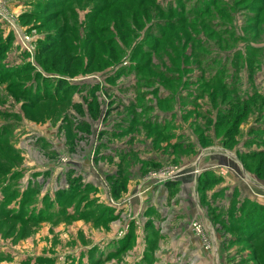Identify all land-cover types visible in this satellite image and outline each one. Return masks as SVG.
I'll use <instances>...</instances> for the list:
<instances>
[{
  "label": "rangeland",
  "instance_id": "obj_1",
  "mask_svg": "<svg viewBox=\"0 0 264 264\" xmlns=\"http://www.w3.org/2000/svg\"><path fill=\"white\" fill-rule=\"evenodd\" d=\"M250 3L264 7L0 0V264H169L150 223L155 190L130 176L169 183L213 129L233 162L215 171L201 156L192 168L197 264H264V12ZM244 43L261 49L226 60ZM139 137L163 163L114 158L113 141ZM178 191L171 184L170 198Z\"/></svg>",
  "mask_w": 264,
  "mask_h": 264
},
{
  "label": "crops",
  "instance_id": "obj_2",
  "mask_svg": "<svg viewBox=\"0 0 264 264\" xmlns=\"http://www.w3.org/2000/svg\"><path fill=\"white\" fill-rule=\"evenodd\" d=\"M84 84V83H82ZM86 85V84H85ZM112 87L110 84H107ZM102 92V93H101ZM100 94V95H99ZM95 97L104 96V92L101 89H97L95 91ZM105 98V97H104ZM106 100V99H105ZM109 101V99H107ZM74 102V98L72 99ZM164 117V116H163ZM169 118V115L166 116ZM109 126V125H108ZM105 127V130H112L110 127ZM105 133V132H104ZM108 134V132H106ZM214 133V132H213ZM211 131V134H213ZM140 138V137H139ZM134 138L131 142H118L113 141L112 145L114 147V158L117 157L115 153L117 151H121L123 155L127 154L129 156L131 154H136L139 156V159L142 161H152L157 160L159 163H163L162 155H159L154 149L151 147V141L148 138ZM218 139L213 138L211 140L212 143L208 147H193L191 150V154L189 158L191 161L185 162L183 165L186 167H194L197 165V161H201V156H203V160H206L204 165H208L210 168L213 166L216 171L218 166L225 167L227 169L229 166H232L230 162H233V158L231 159L230 150H224L219 147L221 141H217ZM122 143V144H121ZM124 148V149H123ZM109 149V148H108ZM190 147H185L183 150H189ZM123 150V151H122ZM218 150H224L225 152L221 155V160H218L217 152ZM107 152L104 153L106 156ZM122 155V154H119ZM183 157H181L182 159ZM219 162L224 163L229 166H225L223 164H219ZM228 163V164H227ZM192 168L187 169V171L178 174L174 179H169V183L161 181L162 178L156 177L155 175H139L132 171L130 176V181H133L136 185L135 188H142L146 190H155L156 197H152L148 202L149 205H153V212L151 215L152 221H150L151 225L158 230L161 229L160 238L165 241H168V250L167 255L169 256L168 262L169 264L172 261H175V264H197L199 261V256L202 255V242L201 238L197 236L193 231L198 228L195 222H191L193 219H196L200 212V206L198 199H194L195 192L194 187L200 181L197 180L195 172ZM208 177L202 176L204 179H209L210 182H214L217 179V175L206 172ZM89 175V174H88ZM139 183V185H137ZM175 185V187L179 190L181 197H172L170 198L168 190L170 187ZM133 186V184H132ZM170 186V187H169ZM214 188V187H213ZM217 190L214 188V191ZM160 193V194H159ZM152 194V193H151ZM160 195L165 197H160ZM217 197V196H216ZM161 200V203H166V209L161 205L159 207L158 200ZM148 200V199H147ZM146 200V201H147ZM180 203H182V207H180ZM178 203V204H177ZM146 208L145 205H141L140 208ZM140 213H142V209H140ZM156 214V215H154ZM194 226V229H192ZM156 229V230H157ZM160 259V256L158 257ZM164 261V260H163Z\"/></svg>",
  "mask_w": 264,
  "mask_h": 264
},
{
  "label": "trees",
  "instance_id": "obj_3",
  "mask_svg": "<svg viewBox=\"0 0 264 264\" xmlns=\"http://www.w3.org/2000/svg\"><path fill=\"white\" fill-rule=\"evenodd\" d=\"M247 6H249V7H251V9L252 10H254V11H257V12H259L260 14L261 13H263L264 12V7H261V6H259V5H255V4H249V5H247ZM259 14V15H260ZM249 15V14H248ZM208 23V22H207ZM209 24H211L210 22H209ZM245 30H246V27H243ZM242 32H243V29H242ZM235 38L237 39V38H240V37H238V36H235ZM241 38H243V39H245L246 37L244 36V35H242L241 36ZM255 50V49H257V50H260L261 49V47L260 46H256V45H254V44H252V46H249L248 44H246V43H244L243 45H240L239 47H237L236 49H233L231 52H229L228 54H226V58H228L229 56H230V53H236V50H237V52H239V53H241V54H243V56H245L246 54H245V52L247 51V50ZM262 51H264V49H261ZM260 60V59H259ZM264 61V60H263ZM225 62H226V60H225ZM260 64V63H259ZM223 65V64H222ZM224 65H226V63H224ZM246 66V65H245ZM229 81H227L226 83H228ZM256 86L257 87H259L257 84H256ZM255 86V87H256ZM256 87V88H257ZM249 94H252V95H254V93H253V91H250L248 94H245L246 96L248 95L249 96ZM259 95H262V93L260 92L259 93ZM264 96V95H263ZM224 97V96H223ZM214 101H215V98L213 99ZM243 100H245V99H243ZM224 103V102H223ZM207 110V109H206ZM211 110L209 109V110H207V112H209V113H211L210 112ZM206 115L208 116V117H206V119H208V121L210 122V123H214L215 121L213 120V117L211 116H209V114H207L206 113ZM221 124V123H220ZM215 125V124H214ZM236 130V129H235Z\"/></svg>",
  "mask_w": 264,
  "mask_h": 264
},
{
  "label": "flooded vegetation",
  "instance_id": "obj_4",
  "mask_svg": "<svg viewBox=\"0 0 264 264\" xmlns=\"http://www.w3.org/2000/svg\"><path fill=\"white\" fill-rule=\"evenodd\" d=\"M228 58H226V60H227ZM226 63V62H225ZM208 106V105H207ZM207 110H209V108L207 107ZM206 117H208L207 115H205L204 116V119H205V121H207L208 119H206ZM135 121V120H134ZM200 126V128L202 129V131H206L208 128H209V126H206L205 127V125H203V124H200L199 125ZM202 126H204V127H202ZM214 132V133H213ZM213 134H210V140H213V138H216V133H215V129H213ZM190 133H193L194 134V132H190ZM189 145H191V144H188V146Z\"/></svg>",
  "mask_w": 264,
  "mask_h": 264
}]
</instances>
